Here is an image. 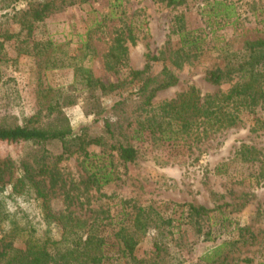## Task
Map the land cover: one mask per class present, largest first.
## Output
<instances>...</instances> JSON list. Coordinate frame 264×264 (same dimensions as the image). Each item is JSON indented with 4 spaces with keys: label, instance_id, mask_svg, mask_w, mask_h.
<instances>
[{
    "label": "trees",
    "instance_id": "obj_1",
    "mask_svg": "<svg viewBox=\"0 0 264 264\" xmlns=\"http://www.w3.org/2000/svg\"><path fill=\"white\" fill-rule=\"evenodd\" d=\"M6 1L1 8L5 12L0 15V62L4 44L17 37L8 26L19 25V33L25 30L27 37L22 43H27L26 49H35L36 43L30 47L28 44L33 28L77 2L31 0L26 8L18 9L22 0ZM156 2L175 8L186 0ZM218 6L224 9L222 14L229 15L228 6L221 3ZM106 20L107 16H103L87 29L80 48L85 55H95L92 37ZM177 20L180 26L174 33H179L181 41L186 37L190 49V52L177 50L169 55L179 66L181 63L176 61H188L193 55L191 50L196 41L189 40L188 33L182 31L183 19ZM133 23L130 20L114 30L104 55L107 70L126 67L129 45L134 46L137 41ZM161 56L147 52L142 69H130L125 79L108 84L94 77L89 68L75 65L74 82L88 93L85 99L95 105L98 104L95 92L105 95L126 84L137 83L136 129L148 131L157 140L186 137L196 144L240 123L244 114L255 116L251 131L264 129V39L246 41L240 54L227 59L223 67L206 72L209 84L219 87L226 84L229 86L226 90L202 95L195 87H189L175 98L160 102L158 110L153 112L152 100L157 93L178 83L177 76L166 67L155 76L149 74L151 64L163 60ZM15 92L13 87L6 98L10 100ZM56 106L50 104L46 108L47 122H40L44 118L41 112L25 124L17 123L13 115L0 117V142L21 148L13 157L0 159V264H252V259H242L240 253L255 245L256 236L246 226L233 225L231 214L236 209L227 203L214 208L174 203L169 214L170 207H142L120 200L122 207L116 217L111 216L108 206L95 205L101 196H95L94 192L120 179L117 168L135 163L137 151L121 140L123 133H116L108 118L103 120V134L90 137L83 129L72 130L62 106ZM50 145L58 146L55 154L50 152ZM90 146L107 152L92 154L88 150ZM72 157L81 159L76 177L66 174L59 166ZM234 164L257 167L254 183L260 185L264 181V150L242 144L232 159L214 168V174L229 176ZM7 184L16 205L14 212L7 209L2 196ZM55 197H60L64 206L59 214L50 206ZM31 205L37 213L27 210ZM226 207L232 209L228 211ZM55 225L62 230L58 240L51 236ZM188 226L193 227L194 244H210L196 258L184 256V251H191L184 236ZM149 229L157 231L153 250L137 258L135 249Z\"/></svg>",
    "mask_w": 264,
    "mask_h": 264
},
{
    "label": "rangeland",
    "instance_id": "obj_2",
    "mask_svg": "<svg viewBox=\"0 0 264 264\" xmlns=\"http://www.w3.org/2000/svg\"><path fill=\"white\" fill-rule=\"evenodd\" d=\"M29 1L22 0L18 9L26 8ZM218 3L229 7V15L222 14L224 9ZM6 4V0H0V15L5 12L1 8ZM103 16H107V20L92 37L95 55H85L80 50L85 33ZM179 17L183 19L182 31L196 43L191 50L193 55L188 61H176L181 63L178 66L169 55L177 50L190 52L186 37L181 41L179 33H174L180 26ZM130 20L134 21L137 41L134 46L129 45L126 67L107 70L104 55L114 30ZM8 27L17 37L6 42L2 51L0 117L13 115L17 123L25 124L40 112L44 117L46 108L57 104V108L62 106L72 130L83 129L88 136L98 137L103 134V120L108 118L115 132L123 133L121 140L137 151L135 163L117 168L120 179L94 192L95 196H101L95 205L108 206L111 216L116 217L122 207L120 200L142 207H170L169 214L174 203L208 208L227 203L236 209L231 214L233 225L246 226L256 236L255 245L242 249L240 258L252 259V264L264 262V181L260 185L254 183L257 167L234 164L229 176L214 174V168L232 159L242 144L264 150V129L250 130L255 127V116L244 114L240 123L196 144L186 137L157 140L148 131L136 129L137 83L126 84L105 95L95 92L98 98L95 105L92 100L85 99L88 93L74 82L75 65L89 68L94 77L106 84L123 80L130 69H142L149 52L163 58L151 64L150 75L155 76L166 67L178 78L177 85L157 93L152 100L153 112L158 110L160 102L175 98L189 87H195L202 95L224 91L229 86L209 84L206 72L223 67L227 59L240 54L246 41L264 39V0H186L175 8L156 0H90L87 3L77 0L74 6L53 13L33 28L28 44L30 47L36 43L35 49H26L27 43H22L27 37L26 31L19 33V25ZM5 81H8L7 87ZM13 87L16 92L8 100L6 93ZM41 121L47 122V118ZM173 136L178 138V135ZM57 147L48 146L52 154ZM20 149L0 142V159L13 157ZM88 150L92 154L107 152L98 146H90ZM80 161L72 157L59 166L66 174L76 177L81 169ZM11 194L10 184H7L2 196L7 209L14 212L16 205ZM50 206L56 214L64 211L60 197L52 198ZM27 210L37 213L34 205ZM188 230L184 236L191 251H184V256L196 258L210 244H194L193 227L188 226ZM61 232L55 225L51 236L58 240ZM156 237L157 231L149 229L136 247L135 256L149 255Z\"/></svg>",
    "mask_w": 264,
    "mask_h": 264
}]
</instances>
